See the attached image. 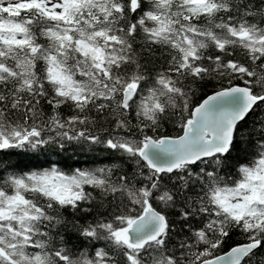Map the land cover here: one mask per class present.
Returning <instances> with one entry per match:
<instances>
[{"label":"snow or ice","instance_id":"6c2138e0","mask_svg":"<svg viewBox=\"0 0 264 264\" xmlns=\"http://www.w3.org/2000/svg\"><path fill=\"white\" fill-rule=\"evenodd\" d=\"M0 264H264V0H0Z\"/></svg>","mask_w":264,"mask_h":264}]
</instances>
